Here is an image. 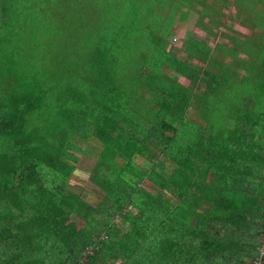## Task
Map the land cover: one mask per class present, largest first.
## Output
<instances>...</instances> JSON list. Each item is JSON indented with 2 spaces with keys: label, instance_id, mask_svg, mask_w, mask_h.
I'll return each mask as SVG.
<instances>
[{
  "label": "trees",
  "instance_id": "1",
  "mask_svg": "<svg viewBox=\"0 0 264 264\" xmlns=\"http://www.w3.org/2000/svg\"><path fill=\"white\" fill-rule=\"evenodd\" d=\"M263 236L264 0H0V264H264Z\"/></svg>",
  "mask_w": 264,
  "mask_h": 264
},
{
  "label": "rangeland",
  "instance_id": "2",
  "mask_svg": "<svg viewBox=\"0 0 264 264\" xmlns=\"http://www.w3.org/2000/svg\"><path fill=\"white\" fill-rule=\"evenodd\" d=\"M229 6H231L229 4ZM230 8V7H229ZM232 12L236 13L238 12V10H231ZM186 12L185 8H180V15H179V20L176 21L175 25L171 28L173 31V41L171 42L172 45L174 46V49L176 50L180 44L179 42V37L181 36V26L183 25L184 22V14L182 13ZM231 21L233 23V26L238 29V31H240L239 33H243L244 36H248L250 35L253 31H255V28H246L244 27L242 24H240L236 18H233L231 14H229L228 16H223L222 17V22L226 23L227 21ZM232 25V24H231ZM192 30L199 35L203 34V38H205V43L209 46L212 47L214 45L215 42H220L219 40V36H213V34L211 33H207V32H203L200 28L193 26ZM218 30L219 31H224V32H233L232 29L230 28V26H225L224 24L222 25H218ZM212 35V36H211ZM262 41V34L261 33H257L256 34V42L257 43H261ZM228 45V43H227ZM226 62H229V59L225 60ZM186 63L188 64H194L195 61H193V59H189L187 58L185 60ZM161 70L168 73L169 75L173 76L174 72L168 70L165 67H161ZM178 81H182L183 79L181 77L178 78ZM186 117L190 118L191 117V112H190V108H187V113H186ZM80 160H78L80 163H78V165H76V169L73 171L72 175H71V179L69 180V185L76 190H79L82 194H84L86 197L90 198L92 201L98 202L99 201V195L97 194L96 190L94 189L93 184L90 183L89 179H90V172L88 170V167L90 165H92L93 160L96 159V156H93L92 154H81V156L79 157ZM78 158V159H79ZM85 161H89L90 163H87ZM137 164L143 165L144 162L140 159L137 160ZM130 210V209H128ZM75 220V219H74ZM75 223L78 225H82V222L79 221L77 219V221L75 220ZM120 223H125V221H121ZM123 228H119L116 230V234H120L122 232ZM260 255L263 256L264 255V236L262 237V239L260 240ZM248 260V259H247ZM249 261V260H248ZM111 264H121V261H115ZM255 264H261V261L258 260Z\"/></svg>",
  "mask_w": 264,
  "mask_h": 264
}]
</instances>
